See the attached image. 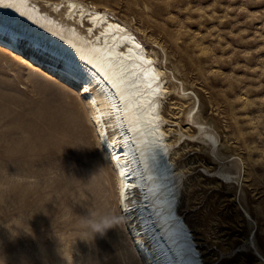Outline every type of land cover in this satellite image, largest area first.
<instances>
[{
    "label": "rangeland",
    "instance_id": "obj_1",
    "mask_svg": "<svg viewBox=\"0 0 264 264\" xmlns=\"http://www.w3.org/2000/svg\"><path fill=\"white\" fill-rule=\"evenodd\" d=\"M89 1L113 9L117 16L141 29L142 39L145 35L152 36L164 46L170 58L166 64L174 63L179 69L174 82H183L189 89L184 91L186 94L194 95L192 89L200 93L194 95L200 101L198 113L206 120H213L218 131V146H224L220 151L226 156L232 154L230 159L238 158L243 162V191L239 192V199H235L234 191L222 178H206L202 165H208L209 169L217 165L204 152V144L190 143L185 156L176 160L178 164L189 162L192 167L181 194L180 211L191 226L203 257L213 261L219 256L212 264H264L258 256L239 251L237 247L247 229V211L255 224L256 243L264 254V0ZM22 65L21 60L0 51V145L7 148L0 147V164L4 165L0 166V264H141L134 256L130 240L126 239L125 226L115 206L111 204L110 214L120 220V226L110 229V235L117 241L116 258L103 253V235L88 234L82 219L91 213L82 207L79 188L74 186L71 190L67 185L74 166L65 157L70 151L60 140L67 134L59 127L62 120L55 112L64 105L73 109L94 150L93 158L98 162L100 174L109 187L113 182L95 144L85 106L75 91L62 87L50 71L37 65ZM172 95V102L180 103L177 107L182 104L181 109L174 110L176 112L188 109L197 99ZM177 116H182L180 126L185 132L192 133L197 127L192 121L183 120L181 113L172 117ZM29 158L31 163L35 160L34 165ZM11 162H15L14 165ZM17 193L21 194L18 203ZM15 204L17 207L20 204L24 212L14 208ZM188 206L192 207L188 209ZM33 237L36 238L33 240Z\"/></svg>",
    "mask_w": 264,
    "mask_h": 264
},
{
    "label": "bare ground",
    "instance_id": "obj_2",
    "mask_svg": "<svg viewBox=\"0 0 264 264\" xmlns=\"http://www.w3.org/2000/svg\"><path fill=\"white\" fill-rule=\"evenodd\" d=\"M140 30L129 20L117 16L113 9L94 1L0 0V51L21 60L27 67L37 65L56 75L57 82L64 88L73 89L87 110L95 144L113 178L111 187L99 172L98 162L93 158L94 150L89 146L73 109L64 105L65 108L59 106L55 110L62 120L59 127L67 134L60 140L70 151L65 157L74 166L71 168L73 174L69 179L66 177L70 181L67 185L71 190L74 186L79 188L82 207L96 216H111L110 206L113 204L121 215L126 239L130 240L134 256L141 264H212L219 256L213 261L205 260L203 250L181 212V194L192 167L189 162L178 164L176 160L185 156L190 143L204 144V152L217 165L213 169L202 165L206 178H222L234 191L235 199H239V192L243 191V162L238 158L230 159L232 154L226 156L220 151L224 146H218V131L213 120H206L198 113L200 101L194 96L198 91L192 87L194 95L190 91L191 95L184 93L187 86L185 88L183 82H174L179 69L174 63H170L171 67L167 65L170 58L164 46L152 36L146 37L148 35L143 37L144 42ZM173 93L197 99L191 101L193 104L187 106L188 109L176 112L174 110L181 109L182 104L177 107L180 103L172 102ZM180 113L183 120L197 124L196 130L191 129L192 133L182 130L179 119L182 116L172 117ZM7 154L9 156V152ZM28 160L31 163L30 158ZM20 195H15L16 203L20 201ZM18 207L15 204L14 208L23 213L24 208ZM245 214L247 229L238 250L258 256V260L264 263V254L256 243L255 224L247 211ZM109 231L103 234L102 250L116 258L117 241Z\"/></svg>",
    "mask_w": 264,
    "mask_h": 264
},
{
    "label": "clouds",
    "instance_id": "obj_3",
    "mask_svg": "<svg viewBox=\"0 0 264 264\" xmlns=\"http://www.w3.org/2000/svg\"><path fill=\"white\" fill-rule=\"evenodd\" d=\"M82 222L87 226L89 233L93 237L96 234L103 235L107 230L119 227L120 220L112 216H96L94 213L87 218L82 219Z\"/></svg>",
    "mask_w": 264,
    "mask_h": 264
}]
</instances>
